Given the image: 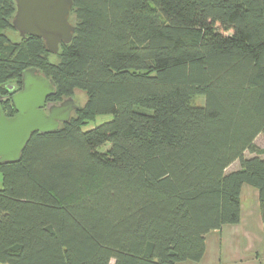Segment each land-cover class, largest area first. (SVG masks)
Instances as JSON below:
<instances>
[{"label":"trees","instance_id":"16d2710c","mask_svg":"<svg viewBox=\"0 0 264 264\" xmlns=\"http://www.w3.org/2000/svg\"><path fill=\"white\" fill-rule=\"evenodd\" d=\"M72 1V38L50 53L0 0V94L33 66L48 99L86 95L0 164V264L198 261L239 222L243 183L264 230V0ZM98 114L112 118L81 129Z\"/></svg>","mask_w":264,"mask_h":264},{"label":"water","instance_id":"95a60500","mask_svg":"<svg viewBox=\"0 0 264 264\" xmlns=\"http://www.w3.org/2000/svg\"><path fill=\"white\" fill-rule=\"evenodd\" d=\"M11 24L20 37L37 36L46 50L56 53L61 43L73 35L70 11L72 0H14ZM56 91L55 83L36 67L22 70L20 86L11 96L0 94V102L10 99L15 113L6 116L0 105V164L17 162L30 135L47 133L67 122L78 104L72 96L47 101Z\"/></svg>","mask_w":264,"mask_h":264},{"label":"crops","instance_id":"0c3cea01","mask_svg":"<svg viewBox=\"0 0 264 264\" xmlns=\"http://www.w3.org/2000/svg\"><path fill=\"white\" fill-rule=\"evenodd\" d=\"M239 199V222L208 232L201 259L178 264H264V230L258 191L242 184Z\"/></svg>","mask_w":264,"mask_h":264},{"label":"rangeland","instance_id":"374dc122","mask_svg":"<svg viewBox=\"0 0 264 264\" xmlns=\"http://www.w3.org/2000/svg\"><path fill=\"white\" fill-rule=\"evenodd\" d=\"M16 37H17V35H16ZM73 98L76 101V103L80 106V105H83L85 103L86 95L81 90H75L73 93ZM203 102H204L203 96H196L191 100V103L194 105H201V104H203ZM111 118H112L111 114H98L94 118L85 121V123L81 125V129L86 130V129L95 127V126H97V125H99V124H101L107 120H110ZM255 144L259 147H264V134L263 133L259 134L255 138ZM103 149H105V147L102 148V150ZM244 155H245V157L254 156V154H252L248 151H246L244 153ZM238 166H239L238 161H235L227 168V171H231L233 169H236V168H238ZM244 184H246V183H243V185ZM246 185H248V184H246ZM259 211H260V208H259ZM110 264H113V261H111Z\"/></svg>","mask_w":264,"mask_h":264},{"label":"flooded vegetation","instance_id":"af4514ba","mask_svg":"<svg viewBox=\"0 0 264 264\" xmlns=\"http://www.w3.org/2000/svg\"><path fill=\"white\" fill-rule=\"evenodd\" d=\"M4 86H5V88H6V93H5V94H1V95H3V96H6V95L11 96V94H13V93L16 91V88L19 87L18 84L14 83V82H7ZM5 101H8V102L11 103L10 99H7V100L4 99V100H2V101L0 102V104H1L2 102H5ZM47 101H50V99H47ZM51 101H53V100H51ZM11 104H12V103H11ZM12 106H13V105H12ZM13 109H14V107H13ZM14 113H15V110H14V112H12V114H11L10 116H12ZM8 117H9V116H8Z\"/></svg>","mask_w":264,"mask_h":264}]
</instances>
